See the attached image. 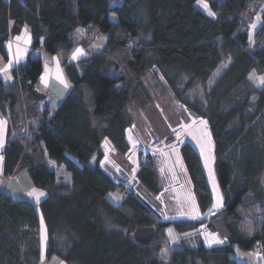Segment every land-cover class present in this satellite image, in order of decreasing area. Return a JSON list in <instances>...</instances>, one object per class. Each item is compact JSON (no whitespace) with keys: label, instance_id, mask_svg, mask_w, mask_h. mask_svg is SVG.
Here are the masks:
<instances>
[{"label":"trees","instance_id":"1","mask_svg":"<svg viewBox=\"0 0 264 264\" xmlns=\"http://www.w3.org/2000/svg\"><path fill=\"white\" fill-rule=\"evenodd\" d=\"M114 1L0 0L3 57L10 38L27 27L32 37L26 60L13 67L15 80L4 84L0 78V112L7 110L11 122L2 173L9 177L21 166L33 186L51 191L33 204L0 190V264H39L53 256L65 264H246L231 257L234 246L250 251L257 244L264 259V85L249 78L254 69L264 74V0H204L211 13L199 0ZM256 20L260 26L250 36ZM82 27L99 32L92 43ZM102 33L105 44L94 49ZM40 47L48 56L63 57L70 85L53 112L41 107L46 97L39 101L33 93L45 68L32 56ZM76 49L82 56L72 61ZM226 62L205 105L184 98V89L205 83ZM147 72L160 75L176 99L209 126L223 208L207 221L156 223V213L135 192L118 204L108 196L120 186L100 165L101 147L108 139L115 150L128 151L130 108H152L155 101ZM25 121L28 138L21 133ZM44 151L71 173L72 186L55 183ZM180 155L205 214L213 200L201 158L188 142L180 145ZM146 159L137 179L158 194V170ZM106 221L128 230H110ZM168 225L185 232L204 225L225 241L193 247L181 239L174 247L165 234ZM143 226L155 227L154 239L144 246L132 235Z\"/></svg>","mask_w":264,"mask_h":264},{"label":"rangeland","instance_id":"2","mask_svg":"<svg viewBox=\"0 0 264 264\" xmlns=\"http://www.w3.org/2000/svg\"><path fill=\"white\" fill-rule=\"evenodd\" d=\"M116 0L114 2H119ZM198 6H201L207 12H210L204 0L198 1ZM211 13V12H210ZM115 19L116 15L111 14V19ZM259 20L252 22L249 30L250 36L255 29L260 26ZM25 34V35H24ZM31 35L26 31L16 35L13 40L6 45L8 58H4L0 51V78L4 84L14 81L13 75V45L17 47V56L19 59L26 60L30 45ZM107 36L102 33L96 38L94 48H99L105 44ZM25 48V50H24ZM25 52V53H24ZM47 57L43 49L40 54L34 53L33 56ZM228 62L222 63L212 77L204 82H197L190 89H184V98L190 103H196L198 107L205 105L207 91L216 82L223 69L226 68ZM250 79H254L257 86L264 85V74L257 72L255 69L249 74ZM145 82L149 84L150 91L154 95V104L152 108L131 107V116L133 123L129 127L126 138L128 151L121 153L115 150L110 140H106L102 144L104 157L101 160L102 169L111 176L118 184L115 190L109 192L110 199L118 204L124 198H127L129 192H135L144 202L148 204L152 213H156V223L173 222L175 220H208L212 216H218L223 208V199L220 188L218 187L217 179L215 178L214 156H213V140L209 132V126L205 118L191 112L182 101L176 99L172 94L171 89L159 75L147 72ZM41 86V85H40ZM48 92L47 97L49 110L52 112L66 95L68 88L60 85L59 82L52 79L51 85L42 87ZM183 89V86L182 88ZM43 90V91H44ZM46 99V98H45ZM23 121V120H22ZM11 129V123L9 125ZM14 135V134H13ZM12 135V136H13ZM183 142H188L191 147H194L198 156L201 158L204 175L207 178L209 189L212 194V205L207 213L201 214L197 200H195L194 191L192 190L191 181L188 178L186 168L180 155V145ZM150 158L154 161L159 173V189L160 192L155 194L149 191L143 183L138 181L137 172L142 164ZM49 167V166H48ZM55 171V183L72 186V177L63 166L60 168L52 167ZM50 169V167H49ZM15 187V195L17 197L27 198L32 203H39L46 196L51 194L49 189H40L34 187L30 191L22 192V187ZM41 197V198H40ZM40 199V200H38ZM39 201V202H38ZM108 228L127 231V228H122L113 221H106ZM204 224V223H203ZM205 225V224H204ZM204 225H199L197 230L179 231L176 227L168 225L165 228V234L173 243L174 247L180 244L181 239H185L188 246H196L197 242H202L208 245H219L221 241L216 242V239L205 229ZM180 239V240H178ZM178 241V242H177ZM181 245V244H180ZM244 259L247 262H256L263 260L262 253L257 251H246ZM39 264H65L59 256H53L48 259H42Z\"/></svg>","mask_w":264,"mask_h":264},{"label":"crops","instance_id":"3","mask_svg":"<svg viewBox=\"0 0 264 264\" xmlns=\"http://www.w3.org/2000/svg\"><path fill=\"white\" fill-rule=\"evenodd\" d=\"M204 11L206 13H208L205 9H204ZM25 31H26V36H27V34H29V28L28 27L25 28ZM75 33H76L75 37L76 36L80 37L79 30H76ZM11 40H13V38H10L8 41H6V43L4 45L5 52H6V45ZM12 47H13L12 56L14 58L13 59L14 62H13L12 66L13 67H17L19 64L23 63L24 60L23 59H19L18 57H16L17 56V47H15L14 45ZM41 49H42L41 47L38 48V50L34 51L33 54L37 53V55H39ZM24 50H25V48H24ZM5 54H6V57L8 58L9 55L7 54V52ZM33 54H32V56H33ZM80 56H82V49L81 50L80 49H76V50H74V52H72V54L70 56V60L74 61L77 58H80ZM35 58H41V60L43 62V66L45 67L44 68V73H43V75H42V77L40 79V82L38 83V85L36 87V89L39 92L41 91V92L44 93V95L47 96L48 92H46L44 89H42V87L46 88L49 85H51L52 79H54L57 82H59L60 85H62L63 87L68 88V90L70 89V85L68 83L67 77H65L64 71H63V67L61 66V62H62V59H63L62 56H50L49 55L47 57H43L42 55H40L39 57L35 56ZM48 100L49 99H47V97H46V100L41 103V107L47 108L49 110V105H50L49 102L50 101L48 102ZM54 109H53V111H54ZM10 123L11 122H10L9 114H8L7 110H5L4 113L0 112V190L8 192L12 197L23 199V197H17L15 195V191H13V190H15V187L17 188V190H19L18 189L19 187H22L21 190H22L23 193H25L27 190L30 191V190H32L35 187V186H33L32 181L30 179V176L28 175L26 169L23 168V167L21 168V166H19V168L17 170H15L13 172V174L11 176H9V177L3 176V173H2V171H3V166H2L3 155H1V152H2L3 148L6 145V134H7L6 131H7V129H9ZM44 153H45L46 164H48V166L50 167L51 171H53V172L55 171L52 168L54 165H55V167L60 168V166H58L56 163H54L52 160L49 159V157H48V155H47V153L45 151H44ZM38 200H40V199H38ZM35 204H37V203H35ZM40 229H41L40 233H39L40 245H41L42 248H44L47 245V239H46V236H45V228H43V225H42V227ZM210 233L216 239V242L221 241L222 243H224L225 239L222 238L220 235H218L215 232H210ZM178 240H180V239H178ZM171 244H173V243H171ZM179 245L180 244H178V246ZM233 252L234 253L231 255V257L234 258L238 263L243 262V263H246V264H251V262H247L244 259H240L241 256L242 257L243 256L246 257L247 252H245L243 249H240L237 245L234 246V251ZM252 264H264V259L261 260L260 262H259V260H257L256 262L252 261Z\"/></svg>","mask_w":264,"mask_h":264},{"label":"water","instance_id":"4","mask_svg":"<svg viewBox=\"0 0 264 264\" xmlns=\"http://www.w3.org/2000/svg\"><path fill=\"white\" fill-rule=\"evenodd\" d=\"M34 96L36 100H43L45 95L37 89L33 91ZM155 232V227H150V226H143L142 228H137L132 232L133 239L138 242L141 245H146L149 244L153 239H154V234Z\"/></svg>","mask_w":264,"mask_h":264},{"label":"built area","instance_id":"5","mask_svg":"<svg viewBox=\"0 0 264 264\" xmlns=\"http://www.w3.org/2000/svg\"><path fill=\"white\" fill-rule=\"evenodd\" d=\"M259 15H260V14H259ZM81 31L85 34L84 36H85V38L88 40L89 43H92L93 40H94V38H95L96 36L99 35V32L95 31V30L92 29V28H91V30H90V29L87 28V27H82V28H81ZM21 131H22L21 133H23L27 138L30 137L31 133L29 132V124H28L27 121H25V124L23 125ZM259 218H260V217L257 216V219H259ZM252 250L261 253V252H262V251H261V250H262V247H261L260 244H257V245L254 246V248H253Z\"/></svg>","mask_w":264,"mask_h":264}]
</instances>
